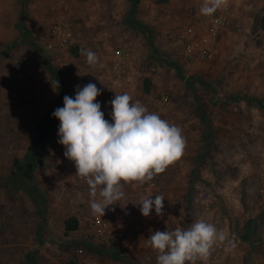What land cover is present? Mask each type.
I'll return each instance as SVG.
<instances>
[{
	"label": "crops",
	"instance_id": "crops-1",
	"mask_svg": "<svg viewBox=\"0 0 264 264\" xmlns=\"http://www.w3.org/2000/svg\"><path fill=\"white\" fill-rule=\"evenodd\" d=\"M198 6L197 0H0V264H65L81 246L102 256L104 249L87 228L96 216L90 202L103 198L99 190L93 195L86 179L76 174L75 163L64 156L65 146L58 143L60 121L52 113L63 107L65 95L75 97L76 85L91 82L101 89L96 100L112 122L108 102L116 94L127 93L143 104L172 89L175 65L185 79L199 71L189 52L171 38L176 25L186 24L195 35H206L192 15ZM255 7H264V0H228L224 9L230 27L210 36L209 58L245 34L242 21H252ZM61 20H69L73 28L71 46L64 52L56 51L53 31ZM227 33L235 37L228 40ZM82 48L97 54L96 68L87 64ZM146 108L162 119L171 113L169 108L154 111L152 102ZM121 184V203L126 205L117 203L105 211L119 231L118 253L130 264H157V252L146 242L151 232L187 229L197 219H207L204 206L194 203L190 218L182 208L168 206L180 190L143 187L136 181ZM156 194L165 197L162 219L154 207L144 217L134 203ZM71 217L77 226L66 232ZM221 225L217 230L225 240L195 264H242L249 249L264 264L263 236L244 241L230 234L226 219ZM257 233L262 235L260 228ZM104 259L123 263L115 255Z\"/></svg>",
	"mask_w": 264,
	"mask_h": 264
},
{
	"label": "rangeland",
	"instance_id": "rangeland-1",
	"mask_svg": "<svg viewBox=\"0 0 264 264\" xmlns=\"http://www.w3.org/2000/svg\"><path fill=\"white\" fill-rule=\"evenodd\" d=\"M263 10L255 7L252 21L244 18L241 37L227 33L228 40L235 39L227 44V51L221 46L212 58L209 52L204 62L197 63L199 71L188 79L176 71L170 91L143 102L145 107L152 102L154 111L169 108L171 113L164 120L178 126L186 140L183 155L156 174L154 184L148 180L143 187L180 190L183 193L172 194L168 206L182 208L189 218L195 215L191 213L194 203L204 206L207 213H203L210 217L206 221L219 229L226 219L233 236H242L245 224L251 221L250 237L255 240L264 237L260 197L264 195ZM163 97L166 103L159 104ZM249 250L242 264H263ZM102 255H108L106 249ZM118 258L122 264H130L126 257Z\"/></svg>",
	"mask_w": 264,
	"mask_h": 264
},
{
	"label": "clouds",
	"instance_id": "clouds-1",
	"mask_svg": "<svg viewBox=\"0 0 264 264\" xmlns=\"http://www.w3.org/2000/svg\"><path fill=\"white\" fill-rule=\"evenodd\" d=\"M227 2L204 0L200 13L211 16ZM81 53L91 68L100 64L90 49L82 48ZM75 88V97L65 95L63 107H57L52 116L60 121L58 143L65 146L64 156L75 163L76 174L86 179L93 195L99 190L103 198L90 202L92 214L102 217L110 205H126L121 203L125 198L121 181L143 184L151 180L183 155L186 140L178 126L149 112L127 93L116 94L108 102L109 122L96 100L101 89L91 82ZM164 199L162 194L154 199L146 195L134 204L144 217L150 216L153 207L156 215L162 216ZM225 238L214 224L197 219L187 229L151 232L146 242L157 252V264H195L198 259L207 260L213 246Z\"/></svg>",
	"mask_w": 264,
	"mask_h": 264
},
{
	"label": "built area",
	"instance_id": "built-area-1",
	"mask_svg": "<svg viewBox=\"0 0 264 264\" xmlns=\"http://www.w3.org/2000/svg\"><path fill=\"white\" fill-rule=\"evenodd\" d=\"M200 6L196 7L192 12L194 20L204 25L206 35H195V30L191 25H176L173 28L171 38L178 41L180 45L189 52L193 62H204L209 55L210 36L215 35L220 30L230 25V20L225 14L222 7L211 16H205L200 13V8L204 2L197 0ZM53 31L56 34V51L64 52L71 46L73 39L72 22L69 20H61L53 25ZM122 54V52L117 51ZM167 98L163 97L160 103H166ZM158 104V103H157ZM151 184L156 181V175L149 180ZM162 219V216H160ZM88 235L98 243L100 248L106 249L107 254L112 256H122L119 251V231L110 218V214L105 211L101 217L99 214L90 220L87 228ZM124 257V256H123ZM65 264H109L104 256H100L94 252L86 250L84 247H78L77 251L70 257ZM260 264V263H257Z\"/></svg>",
	"mask_w": 264,
	"mask_h": 264
},
{
	"label": "trees",
	"instance_id": "trees-1",
	"mask_svg": "<svg viewBox=\"0 0 264 264\" xmlns=\"http://www.w3.org/2000/svg\"><path fill=\"white\" fill-rule=\"evenodd\" d=\"M260 28L264 31V15L261 16ZM175 66L177 68V71L180 72L181 69L179 68V66L178 65H175ZM144 90H145V92L148 91V84L146 82H145ZM251 223H252L251 221H248L245 224L242 236H240L241 239L244 240V241H252V238L250 237V232H251V229H252V224ZM76 226H77V221H76V219L74 217L69 218L65 222V230H66V232L76 229ZM253 245L257 246V245H259V243L258 244H253Z\"/></svg>",
	"mask_w": 264,
	"mask_h": 264
}]
</instances>
